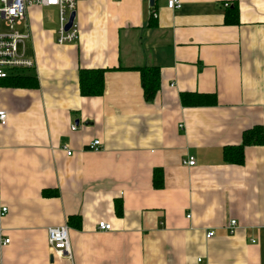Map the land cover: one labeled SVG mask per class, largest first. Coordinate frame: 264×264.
Instances as JSON below:
<instances>
[{
  "label": "crops",
  "instance_id": "crops-1",
  "mask_svg": "<svg viewBox=\"0 0 264 264\" xmlns=\"http://www.w3.org/2000/svg\"><path fill=\"white\" fill-rule=\"evenodd\" d=\"M180 1L81 0L79 37L63 45L57 10L47 28V7H27L16 29L37 86L0 82V264H264V144L241 165L222 156L264 127V0ZM234 2L238 24H225ZM141 66L160 70L149 101ZM81 68L103 69L101 95L80 93ZM184 92L216 103L183 105ZM63 224L71 258L48 243Z\"/></svg>",
  "mask_w": 264,
  "mask_h": 264
},
{
  "label": "built area",
  "instance_id": "built-area-1",
  "mask_svg": "<svg viewBox=\"0 0 264 264\" xmlns=\"http://www.w3.org/2000/svg\"><path fill=\"white\" fill-rule=\"evenodd\" d=\"M81 0H0V79L6 78L11 73H18L28 69H34L36 62L33 57L26 55L25 41L29 38L28 31H18L16 29L22 22L26 20V9L34 4L42 7H55L58 15V26L56 28L54 40L57 44L72 43L79 37V29L72 24L65 28L68 22L70 13L75 11L78 2ZM227 5V3H225ZM166 6L169 9H178L181 7L180 0H167ZM152 16L156 17V12H152ZM6 112L0 109V124L6 122ZM99 140H93L88 143L94 150H98ZM65 147V146H64ZM67 149V148H65ZM71 151L68 149L67 154ZM184 164L193 165L195 160L193 157L183 161ZM7 211L6 207H1V214ZM187 217H190L189 215ZM237 226L235 219L230 220L227 225L231 233ZM100 230H109L111 225L105 221H100L97 224ZM214 235L213 230L206 233V237ZM48 243L52 250L56 253L71 258L70 235L67 224L56 225L47 228ZM9 242L8 239L4 240Z\"/></svg>",
  "mask_w": 264,
  "mask_h": 264
},
{
  "label": "trees",
  "instance_id": "trees-1",
  "mask_svg": "<svg viewBox=\"0 0 264 264\" xmlns=\"http://www.w3.org/2000/svg\"><path fill=\"white\" fill-rule=\"evenodd\" d=\"M224 22L229 24H238V8L234 2L231 6L226 5ZM140 72V82L143 88V96L145 100H151L155 92L159 88L160 80V70L158 67L154 66H141L136 68ZM79 88L80 93L85 96H96L103 93V81H104V71L103 69H86L81 68L79 70ZM5 84L14 87H36L37 79L31 75L25 74L24 71L18 73H11L6 78L0 79ZM180 98L182 99V104L189 106H199V105H214L216 103V98L212 94L206 93H181ZM241 143L238 145H230L223 148L222 156L226 163H234L241 165L244 163L245 155L244 149L249 145H259L264 144V127L263 125H256L249 129L244 130L241 135ZM154 187L162 185L161 173L159 169L154 170ZM45 195L49 194L46 190L43 191ZM115 213L117 216H121L123 213L122 204L116 201ZM76 218L79 225V217L72 216L68 218L69 223L71 220Z\"/></svg>",
  "mask_w": 264,
  "mask_h": 264
},
{
  "label": "rangeland",
  "instance_id": "rangeland-1",
  "mask_svg": "<svg viewBox=\"0 0 264 264\" xmlns=\"http://www.w3.org/2000/svg\"><path fill=\"white\" fill-rule=\"evenodd\" d=\"M44 10L46 12L45 13V15H46L45 26H47V28H52V25H55L56 21H57L56 9H55V7L49 6V7L45 8Z\"/></svg>",
  "mask_w": 264,
  "mask_h": 264
},
{
  "label": "water",
  "instance_id": "water-1",
  "mask_svg": "<svg viewBox=\"0 0 264 264\" xmlns=\"http://www.w3.org/2000/svg\"><path fill=\"white\" fill-rule=\"evenodd\" d=\"M152 2H153V0H149V3L150 4H152ZM71 15H70V17H69V20H68V22L65 24V28H68L71 24H72V22L74 21V19H75V12H71L70 13ZM77 122V121H76Z\"/></svg>",
  "mask_w": 264,
  "mask_h": 264
}]
</instances>
